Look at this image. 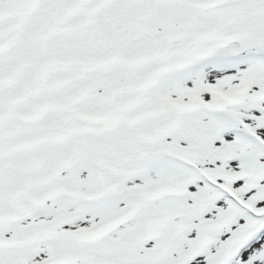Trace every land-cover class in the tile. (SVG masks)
I'll return each mask as SVG.
<instances>
[{
  "label": "snow or ice",
  "instance_id": "snow-or-ice-1",
  "mask_svg": "<svg viewBox=\"0 0 264 264\" xmlns=\"http://www.w3.org/2000/svg\"><path fill=\"white\" fill-rule=\"evenodd\" d=\"M0 264H264V0H0Z\"/></svg>",
  "mask_w": 264,
  "mask_h": 264
}]
</instances>
